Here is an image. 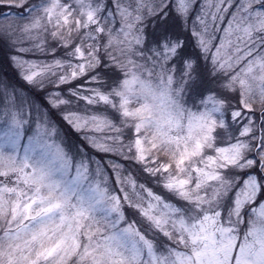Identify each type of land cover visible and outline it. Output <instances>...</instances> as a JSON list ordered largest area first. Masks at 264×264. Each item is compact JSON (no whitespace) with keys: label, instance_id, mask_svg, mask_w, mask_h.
<instances>
[{"label":"snow or ice","instance_id":"obj_1","mask_svg":"<svg viewBox=\"0 0 264 264\" xmlns=\"http://www.w3.org/2000/svg\"><path fill=\"white\" fill-rule=\"evenodd\" d=\"M0 264H264V0H0Z\"/></svg>","mask_w":264,"mask_h":264}]
</instances>
